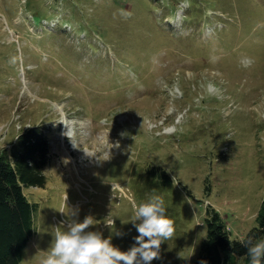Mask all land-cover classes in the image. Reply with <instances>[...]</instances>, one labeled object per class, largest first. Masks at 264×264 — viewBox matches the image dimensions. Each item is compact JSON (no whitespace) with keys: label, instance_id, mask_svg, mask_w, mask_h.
<instances>
[{"label":"rangeland","instance_id":"374dc122","mask_svg":"<svg viewBox=\"0 0 264 264\" xmlns=\"http://www.w3.org/2000/svg\"><path fill=\"white\" fill-rule=\"evenodd\" d=\"M39 123L49 159L24 188L38 206L17 264H39L68 208L128 250L152 196L175 234L151 264L193 260L207 206L246 237L264 199V0H0V147Z\"/></svg>","mask_w":264,"mask_h":264},{"label":"trees","instance_id":"16d2710c","mask_svg":"<svg viewBox=\"0 0 264 264\" xmlns=\"http://www.w3.org/2000/svg\"><path fill=\"white\" fill-rule=\"evenodd\" d=\"M44 127L43 123L25 127L8 146L0 147V264H17L35 232L38 202L30 199L24 188L42 186L45 182L43 168L49 159V142ZM147 171L162 183L171 181L164 168L159 171L147 168ZM205 211V234L197 255L189 264H231L235 255H247V249L240 244L241 238L230 237L219 211L213 206H207ZM256 222L257 226L246 235L252 237L253 242L264 232V199L260 202Z\"/></svg>","mask_w":264,"mask_h":264},{"label":"clouds","instance_id":"9594fccd","mask_svg":"<svg viewBox=\"0 0 264 264\" xmlns=\"http://www.w3.org/2000/svg\"><path fill=\"white\" fill-rule=\"evenodd\" d=\"M120 14L124 18L132 15L125 9H121ZM66 200L65 195L64 206L68 208ZM68 209L71 219L64 222L62 229L56 228L51 246L41 256L39 264H151L154 259H161V245L175 234V222L166 215L164 200L160 196H152L146 202L134 205L129 222L138 235L135 244L126 251L114 246L110 237L105 238L100 231L93 230L97 220L92 215L81 220L78 208ZM60 212L63 213V208ZM106 226L114 228V219L110 218ZM113 234L122 235L119 231ZM240 244L247 249L249 264H261L264 240L253 242L252 237H245L241 238Z\"/></svg>","mask_w":264,"mask_h":264}]
</instances>
